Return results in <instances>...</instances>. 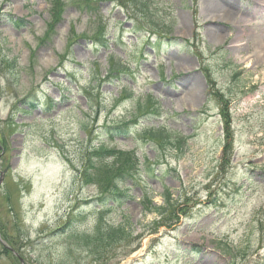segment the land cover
I'll return each instance as SVG.
<instances>
[{
	"label": "rangeland",
	"instance_id": "374dc122",
	"mask_svg": "<svg viewBox=\"0 0 264 264\" xmlns=\"http://www.w3.org/2000/svg\"><path fill=\"white\" fill-rule=\"evenodd\" d=\"M51 1L0 0V264H264V0H148L149 13L62 0L45 40ZM110 55L125 69L99 84ZM146 97L156 113H138ZM128 121L123 135L100 127ZM159 126L173 145L148 139ZM109 138L142 163L108 218L128 217L138 237L102 254L62 228L100 196L85 162ZM165 189L180 204L150 234L160 217L139 199L160 205ZM87 216L71 217L82 234Z\"/></svg>",
	"mask_w": 264,
	"mask_h": 264
},
{
	"label": "trees",
	"instance_id": "16d2710c",
	"mask_svg": "<svg viewBox=\"0 0 264 264\" xmlns=\"http://www.w3.org/2000/svg\"><path fill=\"white\" fill-rule=\"evenodd\" d=\"M75 4L76 9L79 11L87 10L85 6L94 5L93 0H71ZM130 1L134 4V7L145 12H151L150 3L148 0H126ZM50 18L51 22H48L47 32L44 36L45 40L50 39L49 33H53L59 21H62V14L66 7L65 2L62 0H53L51 1ZM97 6V5H96ZM85 12V11H84ZM88 12V11H86ZM22 20H19L18 23H21ZM74 32L73 26L71 27V31L67 37L68 45L73 42ZM102 43L106 46L105 40H102ZM67 45V46H68ZM109 64V75L116 76L122 70L121 65L116 63L113 57H110ZM95 72L98 75V80L100 79L99 69L96 68ZM115 74H112V73ZM107 79L113 76H109ZM125 94V93H124ZM148 100L143 103V105L138 104L137 109L138 113L147 110H153L155 113L157 109L153 107L155 106L152 102L151 98H147ZM128 124L121 126H112V125H104L102 127L103 133L111 135L112 131L114 134L123 135L125 132L126 126ZM226 127V128H225ZM225 136H224V149H227V154H229L231 150V144L229 142L226 143L227 139L230 137V133H228V129L230 124L228 120L225 121ZM149 134L148 139L158 146H165V144L173 145L174 142L170 139V132H168L165 128H157L151 129L146 132ZM110 139V138H109ZM230 139V138H229ZM110 141V140H109ZM180 145H183L184 141H177ZM93 157H88L85 166H87V171L89 172V179H85L86 182L96 184L97 187L101 190L100 197L93 201L90 205V211L93 215H95V223L94 226L87 231L86 233H80L75 224L77 222H81L86 219V214L84 210H76V223H72L71 217L69 218L67 225L62 228L65 230V227L68 231V236L77 235L81 240H85L89 242L90 246L98 253H110L113 251L114 247L119 244L127 243L126 246H130L135 240L134 229L132 227V223L130 222L128 217H123L118 223H114L108 220L109 213L115 209L116 207L121 206L124 202V198L129 197L130 190V181L138 180L140 173V163L138 157L135 155L134 151H126L117 149L115 147L106 146L103 142L98 145L92 146ZM228 158L226 159L228 164ZM229 167V166H228ZM230 168V167H229ZM228 168V169H229ZM164 197L163 204L157 205L153 202L150 196L143 193V196L140 199V203L142 206V210L144 214L146 213H155L160 217L159 221L154 222V231L150 233H155L157 228L160 226H164L168 219L173 217L172 210L179 206L180 203L178 201L174 202L171 198V195L168 190L164 191L162 194ZM111 200V201H110ZM188 201V200H187ZM187 201L185 203H187ZM168 212L170 214L168 215ZM80 220H77L79 219ZM177 218V217H176ZM76 237V236H75ZM2 252L5 254H11L10 250L7 248H2ZM12 255V254H11ZM15 264V263H12Z\"/></svg>",
	"mask_w": 264,
	"mask_h": 264
},
{
	"label": "bare ground",
	"instance_id": "6f19581e",
	"mask_svg": "<svg viewBox=\"0 0 264 264\" xmlns=\"http://www.w3.org/2000/svg\"><path fill=\"white\" fill-rule=\"evenodd\" d=\"M218 12H220V14L225 12L224 14H226L228 11H227V10L225 11V9H224V10H221V11H215V12H213V13H215V14L212 15V18L217 17V16H218V14H217ZM195 85H196V84H195ZM195 87H196V86H195Z\"/></svg>",
	"mask_w": 264,
	"mask_h": 264
}]
</instances>
